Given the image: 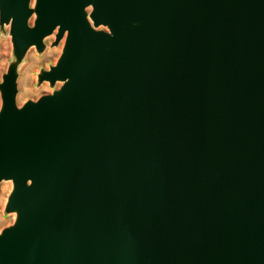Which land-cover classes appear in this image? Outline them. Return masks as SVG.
<instances>
[{
  "label": "water",
  "instance_id": "obj_1",
  "mask_svg": "<svg viewBox=\"0 0 264 264\" xmlns=\"http://www.w3.org/2000/svg\"><path fill=\"white\" fill-rule=\"evenodd\" d=\"M31 1L0 0V264H264V0Z\"/></svg>",
  "mask_w": 264,
  "mask_h": 264
},
{
  "label": "rangeland",
  "instance_id": "obj_2",
  "mask_svg": "<svg viewBox=\"0 0 264 264\" xmlns=\"http://www.w3.org/2000/svg\"><path fill=\"white\" fill-rule=\"evenodd\" d=\"M36 0L31 1V6L35 5ZM35 14L30 20V24L34 23ZM99 28L107 29L105 26ZM56 32L48 35L45 38V49L39 52L35 46L29 48L23 62L18 68V94L17 104L21 106L27 100H37L44 94L52 93L58 89L62 82L57 81L52 85L49 81H38V74L42 69H48L55 64L62 52L65 37L58 44H54ZM15 60L13 43L10 34V25L5 24L4 28L0 29V82L3 80V75L6 73ZM2 105V94L0 91V108ZM13 188L12 180H2L0 183V232L7 226L11 225L16 217L15 212H7L5 210L8 197Z\"/></svg>",
  "mask_w": 264,
  "mask_h": 264
}]
</instances>
